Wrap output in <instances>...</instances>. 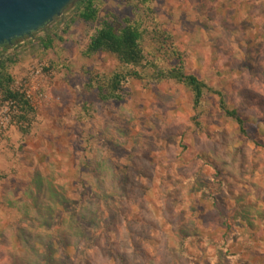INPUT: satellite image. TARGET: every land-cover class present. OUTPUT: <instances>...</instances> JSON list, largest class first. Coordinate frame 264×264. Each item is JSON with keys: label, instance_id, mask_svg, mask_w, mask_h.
<instances>
[{"label": "rangeland", "instance_id": "rangeland-1", "mask_svg": "<svg viewBox=\"0 0 264 264\" xmlns=\"http://www.w3.org/2000/svg\"><path fill=\"white\" fill-rule=\"evenodd\" d=\"M95 1L99 18L141 24L149 61L179 57L220 90L248 137L216 97L195 113L173 81L86 93L128 69L83 55L99 22L72 2L0 49L34 111L23 133L0 96V264H264V0Z\"/></svg>", "mask_w": 264, "mask_h": 264}, {"label": "trees", "instance_id": "trees-1", "mask_svg": "<svg viewBox=\"0 0 264 264\" xmlns=\"http://www.w3.org/2000/svg\"><path fill=\"white\" fill-rule=\"evenodd\" d=\"M73 2L77 4L75 15L78 20L89 25L99 22L83 55L90 58L98 53H109L128 69L125 73L113 72L109 75L96 76L95 80L85 86L86 93L96 89L99 100L102 102L121 101L123 86L129 79L157 83L173 81L190 93L192 109L195 113L202 106L206 95L216 97L219 112L235 123L242 136L248 137L246 122L238 110L229 106L220 90L212 89L197 76L187 74L179 57L175 60V65L166 69L159 68L146 58L142 48L146 31L142 29L141 24L132 22L128 18L121 21L115 18H99L100 5L95 0H74ZM142 2L146 3L147 0H142ZM147 9L150 10L149 7ZM11 46L5 45L0 49L4 51ZM7 66L8 59L0 54V96L4 102L10 103L17 111L15 122L19 125L21 132L25 133V127L32 123L34 111L25 94L13 89L14 79L9 74ZM192 122L196 129H200L198 115L193 117ZM52 263H54L52 260L44 261V264Z\"/></svg>", "mask_w": 264, "mask_h": 264}, {"label": "water", "instance_id": "water-1", "mask_svg": "<svg viewBox=\"0 0 264 264\" xmlns=\"http://www.w3.org/2000/svg\"><path fill=\"white\" fill-rule=\"evenodd\" d=\"M74 0H0V47L34 33L61 17Z\"/></svg>", "mask_w": 264, "mask_h": 264}, {"label": "built area", "instance_id": "built-area-1", "mask_svg": "<svg viewBox=\"0 0 264 264\" xmlns=\"http://www.w3.org/2000/svg\"><path fill=\"white\" fill-rule=\"evenodd\" d=\"M25 96H27L26 94H25ZM28 97V96H27ZM5 104H6V108L8 107V105H11L10 103H8V102H5Z\"/></svg>", "mask_w": 264, "mask_h": 264}]
</instances>
